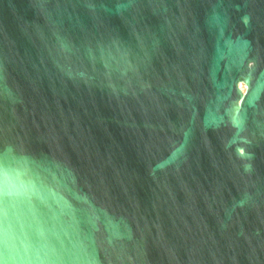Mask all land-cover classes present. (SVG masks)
Instances as JSON below:
<instances>
[{
	"label": "water",
	"instance_id": "1",
	"mask_svg": "<svg viewBox=\"0 0 264 264\" xmlns=\"http://www.w3.org/2000/svg\"><path fill=\"white\" fill-rule=\"evenodd\" d=\"M0 264H264V0H0Z\"/></svg>",
	"mask_w": 264,
	"mask_h": 264
}]
</instances>
